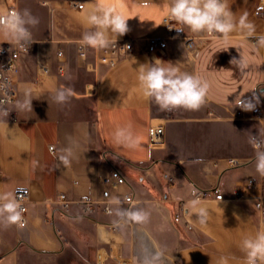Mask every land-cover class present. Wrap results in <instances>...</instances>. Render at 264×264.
<instances>
[{"label":"crops","instance_id":"obj_1","mask_svg":"<svg viewBox=\"0 0 264 264\" xmlns=\"http://www.w3.org/2000/svg\"><path fill=\"white\" fill-rule=\"evenodd\" d=\"M170 2L110 0L132 17L129 31L117 39H137V51L108 66L100 60L103 49L88 48L85 57L80 50L97 0H19V10L39 18L32 29L34 48L13 75L17 100L31 91L32 111L13 107L18 121L0 122V192L29 188L30 197L25 225L0 229V264H216L222 255L241 264L242 240L260 231L259 210L244 196L264 193L248 143L251 134L264 130V47H253L255 37L264 35V0H226L236 20L246 15L254 24L253 37L239 29L227 41L186 27L178 33L179 25L169 20L177 36L165 50L150 54L143 39L168 35L163 5ZM178 35L207 38L194 53ZM236 47L249 65L244 72L230 63L240 59ZM155 59L209 81L199 110L161 111L143 97L138 68ZM62 87H71L74 96L58 105L53 97ZM238 96L258 98L259 104L244 111L236 107ZM129 125L139 138L134 149L113 138L117 128ZM69 148L73 155L65 165L61 157ZM231 158L240 164L228 166ZM114 168L125 174L126 184L112 185ZM249 177L261 179L262 189H249ZM194 185H218L224 193V199L201 201L208 211L204 224L189 205ZM105 190L112 211L97 204L86 212L79 200H100ZM60 194L69 200L67 210ZM128 195L131 204L124 202ZM183 201L188 211L176 221ZM136 212L146 219H133Z\"/></svg>","mask_w":264,"mask_h":264},{"label":"clouds","instance_id":"obj_2","mask_svg":"<svg viewBox=\"0 0 264 264\" xmlns=\"http://www.w3.org/2000/svg\"><path fill=\"white\" fill-rule=\"evenodd\" d=\"M166 18L174 21L179 27L176 31L184 32L188 28L194 34H206L216 39L227 41L230 35L239 29L246 38L254 36L255 26L242 15L239 20L229 8L226 0H171L163 5ZM139 16V15H138ZM132 18L118 10L110 0H97L96 6L87 14V24L90 26L80 40L81 55L85 50L108 49L116 45L118 36L126 34L127 21ZM39 24V18L34 16L29 9L0 12V35L5 37L4 42L15 44L27 52L34 42L32 29ZM114 37V39H113ZM231 45L220 49L227 51ZM264 47V35L255 37L253 47ZM240 52V48L236 47ZM166 62L155 59L153 62L144 63L139 66L138 84L144 98L153 101L161 111H173L184 109L197 111L205 103L210 90V83L199 75L181 72L175 66L165 67ZM231 64H235L241 72L248 67L240 52V59L232 58ZM74 96L71 87L58 89L53 97L58 105L68 104ZM32 95L26 90L23 99L14 102V111H32ZM236 107L244 111H254L259 99L252 100L236 98ZM10 111L6 106L0 104V120H7ZM114 142L126 148L134 149L139 144L131 126L117 128L113 134ZM248 143L255 153L256 172L264 177V130L258 129L257 134H251ZM66 155L62 156L65 165L70 163L73 155L71 148L66 149ZM193 199L189 205L195 210L200 224H204L208 218V211L201 206V198L195 189L192 192ZM23 206L14 191L0 192V229H7L12 225L23 226ZM133 219L140 221L146 219V214L131 213ZM240 251L243 253L241 264H264V231H259L255 236L246 237L242 240ZM231 257L220 256L216 264H230Z\"/></svg>","mask_w":264,"mask_h":264},{"label":"built area","instance_id":"obj_3","mask_svg":"<svg viewBox=\"0 0 264 264\" xmlns=\"http://www.w3.org/2000/svg\"><path fill=\"white\" fill-rule=\"evenodd\" d=\"M6 8L4 10L0 9V12H8L13 10H19L18 4L19 0H3ZM75 7L77 8H83V4L77 3L75 4ZM166 23L168 26V35L166 37H147L143 39L145 41L146 50L148 53L153 54L159 51H163L168 46V40L172 37L177 36L176 31L173 29L171 24L169 23V19H166ZM185 39L186 46L189 51L196 52L200 45L203 43L204 39L207 37L199 36V35H178ZM34 41V40H33ZM34 48V42L30 45L27 52L23 49L19 48L15 44L11 45L8 42L1 41L0 42V104H3L7 107V109L10 111L9 116L7 117V120H0L2 121H18L17 114L13 111L14 102L17 100V91L14 87V80L13 75L17 74L22 69V62L24 57L30 53ZM81 50V47H80ZM82 51V50H81ZM135 51H137V39L134 38H128V39H116V45L113 44L108 49H103V53L101 55V62L103 64H106L108 66L114 65L118 63L123 57H126L128 55L133 54ZM62 52H59V55H61ZM86 56V52L83 55ZM54 145H51L49 147V150L51 152L54 151ZM228 166H237L240 164V161L236 158H231L227 160ZM169 181L173 182V177L166 176ZM109 180L111 181L112 185L114 187H119L121 185L126 184L127 177L125 174L121 172L118 168H114L111 172ZM246 186L249 189H262L263 182L261 179H256L254 177H249L246 181ZM193 189L197 191V193L200 195L201 201L207 200V199H217L221 200L224 199V193L222 192V189L217 185L210 189H202L199 188L197 185H194L191 191V198L193 199ZM18 194V198L20 199V202L22 203L24 212H23V221L24 224L26 223L27 217V207L30 197V189L29 188H20L16 192ZM244 195H239L238 198H242ZM110 192L109 190H105L103 192L102 199H94L90 196L83 197L79 200V202L84 206L86 212L90 213L94 211L95 206L97 204L102 205L103 209L110 213L112 211L111 209V200H110ZM245 198H251L254 200L256 207L259 210L260 217H259V226L260 231H264V193H260L258 195H250V196H244ZM59 200L62 202L65 209H68L69 200L67 199L65 194L59 195ZM124 202L132 203L133 202V196L128 195L125 197ZM188 211V207L186 206V201H183L180 204V211L176 214L175 220L180 221L186 215ZM49 221H52L49 219ZM186 225L188 228H191V225L189 221H186Z\"/></svg>","mask_w":264,"mask_h":264}]
</instances>
